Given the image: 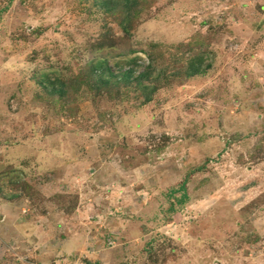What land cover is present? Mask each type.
<instances>
[{
	"label": "rangeland",
	"instance_id": "374dc122",
	"mask_svg": "<svg viewBox=\"0 0 264 264\" xmlns=\"http://www.w3.org/2000/svg\"><path fill=\"white\" fill-rule=\"evenodd\" d=\"M116 2L0 0V264H264V0Z\"/></svg>",
	"mask_w": 264,
	"mask_h": 264
},
{
	"label": "trees",
	"instance_id": "16d2710c",
	"mask_svg": "<svg viewBox=\"0 0 264 264\" xmlns=\"http://www.w3.org/2000/svg\"><path fill=\"white\" fill-rule=\"evenodd\" d=\"M125 10L132 9V6L136 3V0H120ZM113 4H117L116 0H100V5L106 9L112 7ZM128 12V11H127ZM128 14L123 20L122 29L125 31V25L129 21ZM133 53V52H130ZM152 53L148 54V71L145 70L136 74L135 67L139 61V58H132L127 60L126 69L123 72H114L109 67L106 59L101 60H89L85 65L80 68L81 79L77 81L76 90H79L82 86H85L87 91L98 92H111L112 89H118L119 85L124 88L131 86L135 91H138L144 98V102H150L154 93L158 90L157 85L152 84V69L154 70ZM204 57L201 54H196L187 62V69L185 70V76L187 78L201 75L204 72L203 64ZM121 69V65L118 66ZM157 72V71H156ZM160 76V73L158 74ZM156 75V77H158ZM90 81H89V80ZM158 80V79H157ZM156 81V80H155ZM41 86L49 89L50 94H57L62 97L65 94L66 85L59 80L50 79L44 75L39 81Z\"/></svg>",
	"mask_w": 264,
	"mask_h": 264
}]
</instances>
